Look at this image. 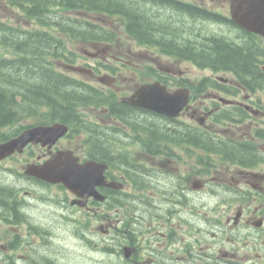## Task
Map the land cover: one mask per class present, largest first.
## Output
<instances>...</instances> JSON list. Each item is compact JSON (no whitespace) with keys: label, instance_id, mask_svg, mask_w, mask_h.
<instances>
[{"label":"rangeland","instance_id":"obj_1","mask_svg":"<svg viewBox=\"0 0 264 264\" xmlns=\"http://www.w3.org/2000/svg\"><path fill=\"white\" fill-rule=\"evenodd\" d=\"M186 1H194V0H186ZM206 6L211 8H217L219 9L221 13L227 15L228 12L226 10V7L228 8L227 0H216L214 2L207 1ZM0 17L1 18H7L6 20L11 21L15 25H19L22 29H39L40 27L34 23L33 20H26L21 13L18 12L16 9H12L9 7L5 2L0 1ZM169 19V18H166ZM169 21L174 23H183L185 26V29H189L192 25H190V22L187 20H182V18H172L169 19ZM198 21V20H196ZM114 24L117 27V30H119L120 34V27L117 22L113 21ZM195 21H192V24ZM203 24H195L196 28H199L198 31H201L204 33L205 36L207 35H225L229 36L233 39H239L237 37H240L239 32L235 31L233 28L223 25H217L215 23L211 22H200ZM26 27V28H25ZM120 42L116 44L115 46H111L109 49V53L106 51H102V46L97 47L96 49H93L94 47L90 46L89 44H83L79 43L73 40H67V47L69 50L74 51L79 58L77 59L76 63L74 65L85 67V64H90L93 66H98L97 62H111V64H114L116 66H122V69H119L117 72V77L115 83L112 85V89L115 92H123L130 93L134 89L133 87L136 86L139 83L144 82L147 78H144L145 75L144 69L148 66L155 67L157 66L159 69L163 71H169L173 75H177L182 78H186L190 81L199 80L202 78H216L221 77L223 80L229 81L232 79L231 74L227 72H219L217 74H213L212 71L209 70H200L196 67H194L191 63L188 62H179L175 61L174 59L162 56L160 53L157 52L155 49L151 48H145V47H138L133 42L125 38L124 36H121L120 34ZM262 46H264V41L260 40ZM261 47V46H260ZM125 51V53H124ZM87 52H97L98 57L96 59H90L86 57ZM56 60L55 58H53ZM58 62V60H57ZM68 64L58 63V67L61 71L65 72L67 75L76 77L79 79L86 80L93 86L101 87L100 82L97 80L98 76H103L102 78H105L104 82H108L111 80V77H114L111 72H106L105 70H100L99 72L94 70L95 75H87L81 72L71 71L68 69ZM109 74L107 76H104L105 74ZM233 82V79H232ZM102 89L104 87H101ZM212 93V92H208ZM213 96L218 94L212 93ZM246 94V93H245ZM128 95V94H126ZM246 99H252V100H260L261 104L264 106V90L262 92H258L256 94L247 95ZM210 97V96H209ZM244 95H241V98L238 100L240 102L245 103ZM92 99V98H91ZM201 102L200 104H203L204 106L208 107L209 109L213 108V105L210 101H208L207 94L204 97L198 98ZM231 99L232 98H228ZM93 100V99H92ZM95 100H93L94 102ZM98 101V100H96ZM195 109L197 107V103H193ZM196 106V107H195ZM109 108L103 109L100 107H90L83 109L85 118L88 119L89 122H92L90 125V128L95 130V133H91L85 130V132L95 137L97 140H101L102 138L107 139L108 144H113L114 147L117 150H125V152L128 154L131 161L136 163L145 164L146 166L151 167H162V161L163 163H168L169 166L166 165L165 168H169V172H173L176 176H185L190 175V180L184 184V187L186 188H193L192 186L195 183H201L203 181H210L212 176H217L220 174H226L228 177L234 176L233 180L240 179V176L238 175L239 171L235 170V167L231 165H225L221 164L222 161L220 158H215L214 155L211 156L214 158V160L211 162V165H209L208 170H204V167L202 166H196L197 173L193 172V169L195 168L194 165L198 163V160L200 161V153L198 152H184L183 150H179V148L174 149V155L177 156V158L173 159H167L168 157H163L161 155L157 157H150L145 156L144 152L145 148L143 147V144H145L146 136H136V138H131V135L129 137V130L128 128L124 129V124L120 122H115L111 120L110 122V114H109ZM43 114V113H41ZM257 116V115H256ZM259 119L262 118L261 114L257 116ZM213 120V119H212ZM102 121V122H100ZM211 119L209 117V120L206 122L208 126H211L210 123ZM39 119H33V120H26L25 122H22V126L26 125H35L39 123ZM262 122V121H261ZM98 124V126L94 125ZM115 123H118L119 127L121 126V134L114 135V133H110V135H105L106 133H100L98 135L97 128H100L101 126H117ZM130 124H133V121L130 122ZM123 126V127H122ZM129 126V125H128ZM206 127L209 133H219L224 134L221 136L229 137L230 135L237 138V140L244 141L243 143L248 142L250 146H253L254 148L248 149L252 151L253 153L251 156V162L257 161L260 157L264 156V139L259 140H252L249 139L251 135L248 134V130H242L238 126L235 128L229 127L226 123L217 124L214 127ZM247 126V125H244ZM250 127L252 125H249ZM19 125H17L16 128H18ZM126 127V126H125ZM229 127V128H228ZM258 127V126H257ZM228 128V129H227ZM231 128V129H230ZM230 129V130H229ZM102 131V129L100 128ZM8 131V130H6ZM86 133H81L79 135L74 134L73 137H69L60 145L61 147H71L76 151L78 155H82L84 153L83 150V139L87 138ZM109 134V133H108ZM228 134V135H226ZM106 136V137H105ZM202 143L206 142V139L202 138ZM94 149V148H92ZM35 155L34 157H13L8 160H5L0 163V174H16L15 171H23L24 167L28 163H32L35 159V156L38 155L39 157L43 156V154H40L41 151L38 149L34 150ZM173 155V156H174ZM38 157V158H39ZM37 158V160H38ZM155 167V168H156ZM245 171L251 172V174H264V166L258 165L255 167V169L250 170L246 169ZM207 175H209L207 177ZM19 177V175H18ZM19 180L13 179L8 182H6L5 178L0 177V182H6L9 183V186H16L21 191H31L35 197L30 199V197H26L23 193H21V198H26L27 201H20L21 208L18 210V212L26 219L29 218V221L32 225L36 227H33V231L36 232L39 237L42 240L47 241L48 243L43 244L40 248L37 247L38 240L34 239L33 241H30L31 239H28L27 241L29 244L24 243L29 251H26L24 247H22V243L20 244H14L12 243V247L15 249V251L8 252V254L13 255V258L15 261H18V264H50L48 261L51 259L52 261L60 260V264H109L111 260H106L107 257L102 255L100 250V245H102L104 242L100 241L98 244V247L93 251L91 249V246L80 242L76 238V233L81 234L82 232H92L96 229V225L102 224L105 225V221L102 218L103 210L97 209V214H86L81 212H76L75 209L71 210L66 207L65 205H69V200L71 196L67 195L66 192L58 186H43V185H37L35 183H32V181L28 179H21L19 177ZM156 181L154 180V183ZM234 184L233 182H230ZM235 185V184H234ZM189 186V187H188ZM167 187H169V184H167ZM245 188V187H242ZM197 195H195V198ZM68 198V200H66ZM67 201V204H63L64 201ZM194 200V199H191ZM152 204H147V207H150ZM234 208V207H233ZM104 214V213H103ZM116 213L114 209L111 211L112 219H116ZM17 221H20L19 219H15ZM0 221V258L4 257L7 254V243L12 239L9 238V230L10 225L3 226ZM80 224L79 225L76 224ZM20 228L22 231H17V234H25L27 233L25 227L23 225L16 226L14 230H17ZM77 229V230H76ZM99 234L101 232H98ZM34 238V235H32ZM96 242V241H95ZM98 243V242H97ZM23 244V245H24ZM29 245V246H28ZM94 249V248H93ZM112 259V258H110ZM54 264V263H51Z\"/></svg>","mask_w":264,"mask_h":264},{"label":"trees","instance_id":"obj_2","mask_svg":"<svg viewBox=\"0 0 264 264\" xmlns=\"http://www.w3.org/2000/svg\"><path fill=\"white\" fill-rule=\"evenodd\" d=\"M13 6L29 17L37 18L38 23L56 27L76 40L102 42L113 39V32L89 23L67 22L65 18H57L59 22H49V15L55 9L84 10L118 16L124 19L127 34L139 44L155 46L165 50L168 55L181 60L194 62L200 68H210L214 72L230 70L241 81V85L249 92L264 88V70L259 67V57L264 53L257 44L248 40L244 33L245 45H232L226 39L207 37L198 34L194 29L177 31L166 15H155L152 7L171 8L175 12L185 13L192 19H205L223 22L219 15L211 14L171 0H8ZM18 28L10 30L0 24V130L15 125L19 121L31 117V111L41 108L53 113L52 119L61 120L56 112H70L77 103H90L89 95L78 92L70 85L71 80L56 72L53 58H66L63 54L64 40L46 34L22 35ZM189 38H192L190 40ZM56 48V49H55ZM261 55V56H260ZM220 69V70H219ZM250 79V80H249ZM253 81V83H252ZM208 80L199 83L196 91L205 88ZM212 87L220 86L209 81ZM255 84V85H254ZM226 117H231L226 114ZM163 134V129L154 131ZM10 134V133H9ZM11 135V134H10ZM0 141L8 135L1 134ZM100 152L105 149L98 146ZM98 155V154H97ZM99 156V155H98ZM0 192H11L0 187ZM0 198V203H1Z\"/></svg>","mask_w":264,"mask_h":264},{"label":"flooded vegetation","instance_id":"obj_3","mask_svg":"<svg viewBox=\"0 0 264 264\" xmlns=\"http://www.w3.org/2000/svg\"><path fill=\"white\" fill-rule=\"evenodd\" d=\"M238 175V180L217 175L194 191L175 186L182 179H174L171 191L159 192L161 197L150 207H114L116 193L102 191L108 203L102 208L105 225L76 236L91 241L93 251L98 247L94 240L102 239L99 252L111 260L109 264H264V174L240 171ZM154 178L159 182V175ZM209 182L220 189L233 182L236 189L209 190ZM91 202L80 209L97 214L100 208L89 206ZM113 209L116 219L111 216ZM16 236L14 230L9 232L19 244Z\"/></svg>","mask_w":264,"mask_h":264},{"label":"water","instance_id":"obj_4","mask_svg":"<svg viewBox=\"0 0 264 264\" xmlns=\"http://www.w3.org/2000/svg\"><path fill=\"white\" fill-rule=\"evenodd\" d=\"M232 20L240 27L264 36V0H231ZM158 85L142 87L134 96L135 104L145 107L167 116H175L186 103L184 95L177 93L171 98ZM66 132V128L61 125H55L50 128H35L26 131L20 139L0 146V158L6 157L12 153L17 145H25L30 141L42 139L44 142L51 140L54 142ZM94 165L86 163L77 164V159L73 158L71 153H58L53 159L49 160L43 166L35 167L31 173L42 180L51 183H62L69 190L84 198L94 196V187L102 184L101 170L98 176L93 173ZM103 180V179H102Z\"/></svg>","mask_w":264,"mask_h":264},{"label":"bare ground","instance_id":"obj_5","mask_svg":"<svg viewBox=\"0 0 264 264\" xmlns=\"http://www.w3.org/2000/svg\"><path fill=\"white\" fill-rule=\"evenodd\" d=\"M220 70V69H219ZM214 72V71H213ZM220 72V71H219ZM219 72H215V73H219ZM250 80V79H249ZM252 83H253V81H252ZM255 85V84H254Z\"/></svg>","mask_w":264,"mask_h":264}]
</instances>
